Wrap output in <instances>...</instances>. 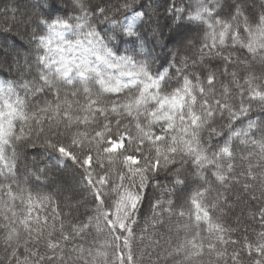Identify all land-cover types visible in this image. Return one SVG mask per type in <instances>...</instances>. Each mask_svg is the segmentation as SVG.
<instances>
[{
    "label": "snow or ice",
    "instance_id": "1",
    "mask_svg": "<svg viewBox=\"0 0 264 264\" xmlns=\"http://www.w3.org/2000/svg\"><path fill=\"white\" fill-rule=\"evenodd\" d=\"M152 7L0 0V31L34 51L0 44L17 74L0 81V264H264V0H173L167 36ZM18 149L50 159L29 171L60 172L55 193L19 178Z\"/></svg>",
    "mask_w": 264,
    "mask_h": 264
},
{
    "label": "trees",
    "instance_id": "2",
    "mask_svg": "<svg viewBox=\"0 0 264 264\" xmlns=\"http://www.w3.org/2000/svg\"><path fill=\"white\" fill-rule=\"evenodd\" d=\"M101 2L107 3V2H109V0H85L86 4H93V5L96 3H101ZM111 2L115 3L116 0H111ZM144 2L148 3V0H144ZM188 2H189V0H175V3L178 5H180V4L187 5ZM261 2H262V0H254L256 7L253 10V14L259 13V11H260L259 5ZM20 3H21V6H23L24 4L28 3V0H20ZM172 3H173V0H152L153 7H152V9H150V11L152 13V17H153V20H152L153 24L158 23L165 36H167V34H168L167 25H169L171 23V17L169 16L168 8ZM66 4L68 5V10H71L72 0H66ZM21 11H23V7H21ZM9 23H10V21L6 17L0 16V28H3L4 26H6ZM19 30L21 33H23L25 36H27V33L23 32L22 26L19 27ZM5 42H7V44L9 46H11L14 42L15 45L20 48V53L24 54L22 56L19 53L21 63H23L25 58H28L30 62L34 59V51L32 48L29 47L26 39H21L19 36L13 35V33H5L3 31H0V44L5 43ZM157 51L159 52L160 49L157 48ZM13 54H15V53H13ZM181 54H183V53H181ZM2 57H3V52H2V50H0V58H2ZM8 63H11L10 55L8 57ZM254 69L257 71V73H259L260 66L258 64H256V65H254ZM241 75L243 76L244 73L241 72ZM28 78L30 79L31 77H28ZM13 79H17V74L15 72L9 73L5 69V67L0 66V81L13 80ZM18 150L21 152V157L18 161V166H17L19 178L22 181L26 179L28 181L29 186L32 187L36 191L55 193L56 182H57L56 178L61 175L60 172H58L53 167L51 170V173L49 174L48 180H37L35 175H32L31 171H29V170L37 168L39 166L49 164L50 159L46 158V157H41L39 155L35 156V158H34L33 155L28 154V153H33V152H41L42 150H33V149H18ZM51 163L54 164V162H51ZM154 191H155V195L157 197L160 195L158 190L150 189L149 190L150 198L152 197V193ZM88 199L90 200L91 198L89 197ZM90 206H91L90 203H85L83 206H80L78 208V210L74 209L73 210V216L79 215L80 218H83L85 216L87 208ZM148 209H149L148 201H145V203H144V214L145 215L150 214ZM223 223L226 226H230L233 228H235L237 226L236 222H235V218L233 216H226L223 219ZM244 223L247 225H250V230H249L248 234L250 237L254 238L255 234L251 231V228H255L258 231L259 230V224L254 223L251 220V218L247 217V215L244 218ZM143 226H144V219L142 216L141 221H140V226L137 229L138 233H139L140 229L143 228ZM239 234L240 233H234V235H239ZM141 247H143V245L140 244L139 242H137V245H136L137 253H139V250ZM4 255H5V253L3 252L2 245H0V258H3Z\"/></svg>",
    "mask_w": 264,
    "mask_h": 264
},
{
    "label": "rangeland",
    "instance_id": "3",
    "mask_svg": "<svg viewBox=\"0 0 264 264\" xmlns=\"http://www.w3.org/2000/svg\"><path fill=\"white\" fill-rule=\"evenodd\" d=\"M20 54H21L22 56L24 55L23 53H20ZM12 55H15V54H13V53H12V54H10V57H11V58H12Z\"/></svg>",
    "mask_w": 264,
    "mask_h": 264
}]
</instances>
